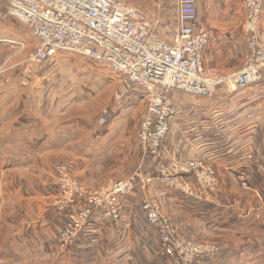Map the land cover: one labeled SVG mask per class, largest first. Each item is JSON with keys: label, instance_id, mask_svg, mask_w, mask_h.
Listing matches in <instances>:
<instances>
[{"label": "rangeland", "instance_id": "rangeland-1", "mask_svg": "<svg viewBox=\"0 0 264 264\" xmlns=\"http://www.w3.org/2000/svg\"><path fill=\"white\" fill-rule=\"evenodd\" d=\"M120 1L133 5L141 15L144 16V19L152 25V27L155 26L154 29H156L158 25H162V23L168 24L166 21L169 22L171 16L175 14V12L178 14L177 0ZM211 1H213L214 7L217 8L215 9V12L217 13L220 12L225 14L224 6L233 8L235 22L239 29L241 28L244 31V38L236 39L234 44L228 47H222L221 44L214 47L211 45L209 46L211 35L209 29L204 26L205 24L203 21L206 20L205 18L208 16V7L211 5ZM5 2V0H0V76L6 75L10 80L8 75L11 72V77L16 75L20 76L23 82L27 80L33 81L36 73V65L39 62L35 63L32 70L30 68V71L26 74L23 68H25V65L27 64L26 62L30 58L29 56L34 52L36 42L33 34L29 31L26 25L13 19L7 14ZM244 2L245 0H230V5L226 6L224 0L196 1L199 23L208 30L209 34L208 43L201 55V64L205 75L210 77L221 74H224L227 77L236 75L249 53V43L252 36L257 37V40L264 48V0H260V10L258 11L257 18L249 17L248 9L244 5ZM219 7L221 11L218 9ZM216 15L217 14L214 16ZM177 27L178 23L176 25V28ZM166 32H169V30H166ZM157 34L167 43L171 42L175 32L174 34L171 32L170 34L172 35L168 37L159 34L158 32ZM59 53L67 54L65 55L63 64L74 69L72 74H74V82L78 86L79 92V94L76 93L71 95L73 92L70 93L68 88L64 89L67 101L62 108H66V111L68 112L59 113V115L63 118H70L72 116L75 118L76 116V119L77 117L82 116L83 119L81 120L89 122V130L90 128H93L95 129V132L98 131V144H95L96 147L93 150L94 154L88 158H84V155H81L84 150L81 152H74L71 150L73 147L67 148L66 153H53L48 155L53 162L48 167L45 175L47 179L50 178V173L53 169V183L56 190L54 195H50L49 200L51 205L50 208H52L51 214L58 222V224H55L56 232L54 234L53 242H49L51 245L50 254L47 255L44 252L47 249L42 248L39 243L36 242V245H34V248L32 249L31 243L27 246L19 237V244L14 250L5 249L4 247L0 249L3 258L8 257L9 252L12 255V258L10 259H0V264H33L34 262H39V264H49V262L57 257V254H59L58 257L65 256L74 259L79 255L74 252L73 243L77 241L76 239L80 235L83 237L84 233L82 234V232L90 220L93 219L92 214H98L101 219L112 223L110 219L103 218L100 213L102 212L101 208L93 205L88 200L87 193L85 195L86 197L79 195L75 196L78 198H76L74 204L68 205L67 208L58 209L56 203L59 204L60 200L65 197L64 193L58 191L57 188V176L61 171L76 181L84 192H96L97 190L106 188L114 181L123 180L125 182H131L129 177H133L134 183L131 192L123 195L119 200L117 199L116 202L119 217L117 220L113 221L115 222L123 219L124 225L122 232L124 231L125 233V229L129 228L128 231H130V233H123L120 235L119 232L112 236V242L115 246V260H117V256L120 257L117 262L113 264H124V262H126L125 257L127 256L130 258L127 264L130 263L131 258H134L137 262V257L140 256L137 254V250L132 248V245L137 244L138 239H141L142 236L146 237L148 240V237L152 235H155L153 241H155L156 247H153L152 245L151 247L146 248L144 255L148 259L146 264H179L173 256L164 253L156 225L149 223L148 220H146V211L149 206H156L158 208L163 217L166 218V222L172 228L174 236L179 240L195 243V245L208 243L215 248V254L203 258V264H205V260L209 258H211L210 260L212 261L210 264H264V220L258 218L259 222L255 231L245 232L240 230L239 233L236 234H225L223 231L217 229L214 230L212 227L207 226V224L201 220L194 219L193 216L189 214L185 208L180 207V205L176 204L177 207L172 204L170 207L171 204H169L170 202L167 201V198L166 200L161 201V197L156 194L155 190L156 188H163L164 190L172 191L174 192L175 197L178 198V196H180L181 199L187 201V204H189L188 198L191 197L199 202H213V204L219 206L231 208L238 207V209L240 207L243 209L240 213L243 217L256 216L254 210H263L264 200L254 189V186L249 184L246 176L243 175L242 179L239 180L238 195L235 196V198L232 197L234 199L231 198V200L221 201L217 197L218 179L211 160H205L202 158L197 159L190 156L186 157L187 154H185L181 155L182 157L178 159H171L169 162L166 161V163L160 165L161 160H159V158L163 157L166 151L164 143L172 145V142H176L180 152H183L187 147L188 141L186 136H183L182 141H177L174 138L173 133L177 131V129H174V124L173 126L171 125L169 135L163 138L159 148L157 147L154 150V153L147 151V153H144L143 155L142 149L137 142V134L141 122L145 121V113L148 109V97L143 94L144 90L135 85L142 96L131 94L136 98L133 100L130 94L125 92L128 90H124L123 86L124 83L128 85L131 83L125 81L122 76L116 74L115 71L111 70L105 64H100L97 61L68 52H58L56 54ZM50 79L51 76L49 75L47 80ZM66 80L68 79H64V81ZM263 80L264 74H261L258 80L247 83L236 90H230L227 86V82H225V84H219L212 87L208 94H191L184 91L172 90L168 95V104L174 107V113L171 114L172 117L170 120L180 126L179 130L183 129L184 132L190 131L192 123L187 120H191V111H189L190 113L187 112L186 104L202 109L206 108L205 106H211V100L215 101L214 99L221 96L226 98L232 97L242 92V90L244 95H249L246 98L252 99L253 95L250 93L254 92V90H252L253 87L249 88V86L262 82ZM50 89L53 90L52 88ZM173 96L179 104H181V107L178 110L176 100ZM50 98H52V94H50ZM130 98L132 100H130ZM253 102L254 101L252 100L251 103ZM70 110H72V112ZM195 112L200 113L201 111ZM196 115L194 118L202 119V117L198 118ZM105 116H110L109 119H113L114 121L110 120V123L104 124L102 129H98L102 123L100 119H105ZM175 116H179L177 117V120L174 119ZM259 116H262V121L264 122V113H262V115L260 113ZM116 121H119L120 123L117 124ZM199 121L201 120L199 119ZM250 124V122L246 123V126L244 127L246 131L251 129L252 125ZM93 129L90 130V132H93ZM120 131L122 132V137ZM101 134L104 135L102 136ZM77 153H81L80 156H78ZM153 157L158 159L156 167L153 169V172L146 174L143 167L144 163L146 160H150ZM191 160H197V163L209 166L212 171L211 175L214 179V183H210L209 186L201 184L197 175L198 173L194 172L195 168L188 170L178 169L180 165L185 164L186 162H191ZM177 165L179 166L175 169ZM61 167L62 169H60ZM172 168L173 170H171ZM169 170L172 172L169 173L170 176L174 177L175 180L173 184H170L168 180H160L161 171L167 172ZM15 171L16 170L11 173H3V175L0 176V184H2L1 189H4V192L2 193H8L9 188H13L14 186H17L15 189L18 194H21L25 190L24 185L15 182L18 178L16 173L19 172V176L22 177L21 180L27 181L30 180V177L33 179L32 177L36 175H40L41 177L44 170L40 169L38 166H31L29 169L20 168L18 172ZM148 177H150V181L144 184L143 179ZM138 183L142 190L138 201L141 202L142 199H144L142 202L145 203V205L143 206L141 203L139 206L135 205V207L132 208L131 213L123 217L122 212L127 210L126 208L123 210V207L126 206L129 197L133 195V191ZM41 187L46 188L47 191L52 190V184L50 181L45 182ZM162 192L165 193L166 191ZM246 194L250 196L251 199H249ZM163 204L165 207H163ZM178 204L181 203L178 202ZM79 205L82 207L87 205L86 208L88 207L91 211H94L89 216L90 218L86 217L83 218V220L78 219L77 224L79 225V230L74 236H72L65 225L70 213L77 212L74 216L75 218L82 214V207H79ZM44 208L45 207L43 206L40 209L43 211ZM176 214L180 216H177ZM32 219L36 220L37 215H33ZM19 226L21 227V224ZM19 235H21L20 232ZM103 236L105 237V235ZM103 236L101 238L102 241H104ZM116 236L119 239H117ZM146 239L145 241H147ZM125 244H127V247L130 246V248L127 249ZM95 254L96 255L93 256V259H95L93 262L95 264H111L110 262L107 263L105 261L106 259H104V257H106V255L102 256L97 253ZM44 255L47 256L44 257ZM122 257L125 259L122 260ZM83 258L84 260L79 262L81 264H89V262L86 261L87 259L85 257ZM193 258V263L196 264L198 258H195V256H193ZM152 260H155V262ZM140 261L143 262L142 259H140Z\"/></svg>", "mask_w": 264, "mask_h": 264}, {"label": "crops", "instance_id": "crops-1", "mask_svg": "<svg viewBox=\"0 0 264 264\" xmlns=\"http://www.w3.org/2000/svg\"><path fill=\"white\" fill-rule=\"evenodd\" d=\"M224 1L226 6L230 5V0ZM215 9L217 8L214 7L213 1H211V5L208 7V16L203 21L205 25L202 23L209 29L212 36V38L210 36L209 46L214 47L221 44L222 47H228L233 45L236 39L244 38V31L241 28L239 29L235 22L233 8L224 6L225 14L217 13ZM218 9L220 10V7ZM176 14L177 12L171 16L169 22L166 21L168 24L162 23L155 30L167 37L174 34L177 25ZM215 14L217 15L214 16ZM166 30H169V32H166ZM171 32L172 34H170ZM65 55L67 54H55L51 58L38 63L33 81L23 82L20 76L11 77V72L8 75L10 80L6 75L0 76V176L14 170L18 172L20 168L29 169L31 166H38L44 170L41 177L36 175L32 177L33 179L30 177V180L27 181L21 180L22 177L19 176V172L16 173L18 178L15 182L24 185L25 188L21 194L16 191L17 186L10 187L8 193H2L4 189H1L2 184H0V249L4 247L5 249L14 250L19 244V240L22 239L27 246L31 243L32 249L36 242L39 243L42 248L47 249L44 252L47 255L50 254L51 245L49 242H53L56 232L55 224H58V222L51 214L52 208H50L49 200L50 195H54L56 190L53 183V169L50 178L47 179L45 175L48 167L53 162L48 155L66 153L67 148L73 147L71 150L74 152L84 150L83 154L77 153L78 156L81 154L84 155V158H88L94 154L95 144H98V131L95 132V129L90 128V130L93 129V132H90L89 122L81 120L83 119L82 116L76 119V116L75 118L74 116L63 118L59 115V113L68 112L66 108H62L67 101L64 89L68 88L70 93L73 92L71 95L79 94L78 86L74 82V74H72L74 69L63 64ZM49 75L51 79L47 80ZM64 79L68 80L64 81ZM123 86L124 90H128L125 92H128L133 100L136 98L131 94L142 96L134 84L124 83ZM250 87H253L252 90H254L250 93L253 95L252 99L246 98L249 95H244L242 90V92L232 97L221 96L214 99L215 101L211 100V106H205L206 108L199 109L186 104L187 112L190 113L189 111H191V120H187L192 123L190 131L179 130L180 126L170 120L167 136L170 133L171 125L174 124V129H177L173 133L174 138L177 141H182L183 136H186L187 147L183 152H180L176 142H172V145L164 143L166 151L164 156L159 158L161 160L160 165L166 163V161L169 162L171 159H178L185 154H187L186 157L211 160L218 179L217 197L219 200H231L232 197L235 198L238 195V183L243 175L246 176L249 184L254 186V189L264 200V122L262 116H259L260 113L261 115L264 113V80ZM50 94H52V98H50ZM131 98L130 100H132ZM174 99L176 100L175 97ZM252 100L253 103H251ZM176 103L178 110L181 104L177 100ZM70 111L72 112V110ZM195 111L201 112L196 113ZM195 115L198 118L202 117V119L199 118L201 121L194 118ZM177 117L179 116H175L174 119L177 120ZM106 118L109 119L110 116L100 119L102 123L98 129H102L104 124L111 122L110 120L114 121ZM247 122L252 125L248 131L244 129ZM116 123L120 122L116 121ZM120 135L122 137V132ZM156 162H158V159L155 157L145 161L143 167L146 174L153 172ZM48 181L52 184L51 191L41 187ZM155 190L156 194L161 197V201L167 198V201L171 204L170 207L172 204L175 206L180 205L194 219L201 220L207 226L212 227L214 230L223 231L225 234H236L240 230L245 232L255 231L259 222L258 218L264 220V209L254 210L256 216L243 217L240 215L243 211L240 207L238 209V207L219 206L213 204V202H199L191 197L188 198L189 204H187V201L181 199L180 196L175 197L172 191L163 188H156ZM162 191L166 192L163 193ZM141 193L142 190L138 183L133 195L129 197L126 206L123 207V210L127 209L122 212L123 217L131 213L135 205H145L142 202L144 199L141 202L138 201ZM248 197L251 199L250 196ZM178 202L181 204H178ZM43 206L45 208L42 211L40 208ZM163 207H165L164 204ZM33 215H37L36 220L32 219ZM123 225V219L109 223L101 219L98 214H95L84 228L83 237L80 235L76 239L77 241L73 243L74 252L79 256L73 259L65 256L58 257L59 254H57V257L49 264H81L79 261H83V257L87 259L86 261L89 264H95L93 262L95 261L93 259L95 253L102 256L106 255L104 259L107 263L117 262L120 257L117 256V260H115V246L112 242V236L119 232L120 235L123 234ZM128 229H125L124 234L130 233ZM19 232L21 235H19ZM102 236L104 241L101 240ZM154 236L148 237V240L142 236L141 239H138L137 244L132 245V248L137 250L140 257H137L138 263L134 258H131L129 264H146L148 262L147 257L144 255L146 248L152 245L156 247V243L153 241ZM116 238L119 239L117 236ZM125 247L130 248V246L127 247V244H125ZM47 255H44V257ZM10 258H12L10 252L8 257L4 258L3 254L0 253V259ZM125 258L126 262L124 264H127L130 258L128 256ZM125 258L122 257V260ZM210 259H206L205 264H210L212 262ZM152 261L155 262V260ZM33 264H39V262Z\"/></svg>", "mask_w": 264, "mask_h": 264}, {"label": "built area", "instance_id": "built-area-1", "mask_svg": "<svg viewBox=\"0 0 264 264\" xmlns=\"http://www.w3.org/2000/svg\"><path fill=\"white\" fill-rule=\"evenodd\" d=\"M5 1L7 14L26 25L36 42V48L26 62L28 67L26 64L23 68L25 74L35 63L58 52H68L105 64L125 81L144 90L148 109L137 134L143 155L147 151L154 153L168 131V122L174 113V107L168 104L172 90L208 94L212 87L225 82L230 90H236L264 74V48L255 36L251 37L249 53L236 75L210 77L203 73L201 55L209 34L199 23L197 0H177L178 27L171 42L167 43L133 5L120 0ZM244 5L249 17L257 18L260 0H245ZM179 168H195L201 184L214 183L209 166L197 163V160ZM167 172L161 171L160 180L173 184L174 177L169 174L172 172ZM129 178L131 182L114 181L96 192H84L76 181L61 171L57 176V188L65 197L56 206L65 209L74 204L78 198L75 196L87 193L88 200L101 208L103 218L114 222L119 217L117 199L133 189L134 179ZM148 181L150 177L143 179L144 184ZM86 206L79 205L82 214L77 218L74 217L77 212L69 215L65 227L72 236L79 230L78 219L90 218L94 211ZM146 220L156 225L164 253L173 256L179 264H194L193 256L198 258L196 264H201L203 258L215 254V248L208 243L195 245L176 238L156 206H149Z\"/></svg>", "mask_w": 264, "mask_h": 264}, {"label": "bare ground", "instance_id": "bare-ground-1", "mask_svg": "<svg viewBox=\"0 0 264 264\" xmlns=\"http://www.w3.org/2000/svg\"><path fill=\"white\" fill-rule=\"evenodd\" d=\"M29 31H30V30H29ZM169 128H170V120H169V122H168V131H167V133H166L165 136H167V134H168V132H169Z\"/></svg>", "mask_w": 264, "mask_h": 264}]
</instances>
